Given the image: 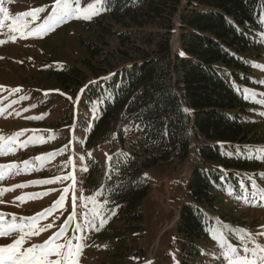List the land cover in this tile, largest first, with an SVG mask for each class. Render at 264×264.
I'll list each match as a JSON object with an SVG mask.
<instances>
[{"label":"trees","instance_id":"obj_1","mask_svg":"<svg viewBox=\"0 0 264 264\" xmlns=\"http://www.w3.org/2000/svg\"><path fill=\"white\" fill-rule=\"evenodd\" d=\"M81 25L88 39L81 38L80 66L51 65L38 84L21 90L25 113L34 106L31 94L47 91L53 103H67L48 150L69 151L74 126L88 133L84 146L97 148L101 159L108 144L111 161L88 157L85 187L103 191L98 197L132 249L147 236L146 171L182 169L186 200L170 243L177 264H227L216 229L237 248L239 230L253 236L240 225L238 198L252 193L251 180L263 181L264 164L249 159L263 142V121L243 89L264 93V0H110L108 10ZM129 256L142 264L136 250Z\"/></svg>","mask_w":264,"mask_h":264},{"label":"rangeland","instance_id":"obj_2","mask_svg":"<svg viewBox=\"0 0 264 264\" xmlns=\"http://www.w3.org/2000/svg\"><path fill=\"white\" fill-rule=\"evenodd\" d=\"M100 1L80 0L79 6L86 10L89 5L99 6ZM54 3L55 0H2L0 3V8L7 9L6 17L5 13L0 12V109L3 110L0 112V137L3 138L0 145L5 148L4 154L0 155V166H5L4 178L0 179V213L5 214L4 223L11 224L15 217L17 225L27 224L32 217L40 216L51 208L54 210L51 214L44 215L37 227L43 228L49 223L53 227L32 236L25 247L43 244L62 226H67L68 231L61 243L67 244L71 240L73 245L82 246L78 264H135L129 256L133 250L137 251L138 257H143L142 264H177L178 252L171 248L170 243L180 216L179 210L186 200V182L181 179L182 169L156 167L146 171L152 189L144 208L147 236L132 249V238L127 235L120 221L107 214L105 205L96 192H88L85 187L88 157L100 162L106 161L110 156L108 144H103L104 157L101 159L97 148L88 149L84 146L88 133L72 128L74 131L71 134L73 137H70L72 145L69 151L60 153V149L48 150L47 144L56 136L55 125L60 122L67 103L58 100L53 103L54 98H49L51 95L47 91L31 94L35 100L31 103L34 106L28 114L25 113L23 106L27 102L21 100V96L24 95L26 86L38 84L35 80L40 75H46L51 65L80 66L79 60L86 55L80 44L81 38L88 39L81 23H91L97 17L94 16L90 21L71 18L56 24L43 35H38L35 30L48 18ZM70 3L73 8L77 6L72 0ZM40 8L45 11L38 13L37 19L25 17V13ZM108 40L111 49H116L117 41ZM262 60L264 63V57ZM16 89L19 91H14ZM260 94H257V99L261 98ZM49 99L52 101H49V107L54 105L51 112H48L43 103ZM36 102L41 105H35ZM257 105V117L263 121L264 133V105ZM18 133L21 135L17 137ZM12 138H15V142L8 143ZM62 140L65 141V137ZM255 148L264 150V134L263 142ZM256 159L261 162L259 158ZM8 165L15 167L8 169ZM83 167L87 171H81ZM65 176H73L75 183L72 179L57 180L50 184L37 183ZM259 179L263 181L251 180L249 183L253 187L252 193L245 191L239 194L241 208L237 217L242 219L240 215H243L240 225L254 230L251 239L245 237L243 241L239 240L240 248L245 244L250 249H254L257 244L264 247V198L261 196V192H264V171ZM65 187L69 188L65 204L63 208H56V202ZM43 193L47 195L37 196ZM73 196L76 197L75 202ZM242 196L247 197V200L241 199ZM94 210L103 217L102 225L100 216H93ZM69 216L74 218L69 221ZM78 226L81 230H77ZM240 234L241 230L237 237ZM16 235L0 239V244L12 243ZM240 255L244 253L241 252ZM248 258L252 259L250 254Z\"/></svg>","mask_w":264,"mask_h":264},{"label":"snow or ice","instance_id":"obj_3","mask_svg":"<svg viewBox=\"0 0 264 264\" xmlns=\"http://www.w3.org/2000/svg\"><path fill=\"white\" fill-rule=\"evenodd\" d=\"M2 3V0H0ZM76 7L73 8L70 0H55L54 5L52 6L53 10L48 16V18L44 21L43 25L35 30L38 35H43L44 33L50 31L56 24L61 23L62 21L75 18V19H84L91 20L94 16L99 15L101 12L108 10L110 6V0H102V3L99 6L89 5L86 10H82L80 8V0H75ZM45 11V9H34L29 13H25V17L31 16L33 20L38 18V13ZM0 12L5 13V17L7 15V9L0 8ZM183 55V53H181ZM255 67L256 65H250ZM107 79V78H103ZM95 83V82H92ZM2 87V86H0ZM14 91H19L16 89ZM83 92V89L81 90ZM244 99L251 100L252 102L259 103L264 105V94H260L261 98L257 99V94L249 90L247 88L243 89ZM3 110L0 109V112ZM187 111V109H184ZM34 119H37L34 117ZM137 129H140V126L137 125ZM126 131V129H125ZM21 134H17V137ZM165 135H167V129H165ZM0 140H3L0 137ZM15 138H12L8 141V143H14ZM5 148L3 145H0V155L4 154ZM251 152V150H249ZM240 149L237 147V154H239ZM90 155V153H89ZM126 154H118V156H124ZM228 155H232L228 153ZM259 158L261 162H264V150H256L255 152H251L249 155V159ZM109 161L112 160V157L108 158ZM27 164V162H25ZM5 166H0V179L4 178L3 168ZM14 165H8V169L14 168ZM111 171V166L110 169ZM81 171H87L86 167L81 168ZM67 180L72 179L73 183H75V178L73 176H65L63 178L57 177L55 180H43L37 183L41 184H50L54 183L57 180ZM28 185H19V187H27ZM121 185H116L115 188L109 189L108 194H113L116 190H118ZM69 192V188L65 187L63 189V194L60 199L56 202V208H63L65 201L67 199V194ZM103 191L97 193V195H102ZM233 192H229V195H233ZM39 195H47V193L37 194ZM255 195V192H253ZM262 198H264V192H261ZM241 199L247 200V197H240ZM23 199V198H22ZM76 197L73 196V200L75 202ZM107 203V201H105ZM118 207V205H117ZM54 209H48L45 213H42L40 216L32 217L30 223H21L17 225L15 223V217H13V221L11 224L4 223V213H0V239L7 238L13 236V234H17L13 239L12 243L9 244H0V264H78V257L82 252V246L77 244L73 245L72 241L69 240L67 244L61 243V240L64 238L65 234L68 231L67 226H62L58 232H56L51 238L45 241L43 244L39 245H29L25 247V244L28 243L30 238L34 235H39L42 231L46 229H50L53 227V224L49 223L45 225L43 228L37 227L39 220L44 216L51 214ZM112 214H115V210H112ZM93 216H100L101 225L104 223L103 217L96 210L93 211ZM74 217L69 216L68 220L71 221ZM90 224V222H88ZM95 227L94 225H91ZM79 229V226L77 228ZM217 235L213 237L216 239L223 253V258L228 261V264H264V247L257 244L254 249H250L247 244L243 246V248H237L233 246L231 243L227 241L222 228L216 229ZM251 239L249 233L244 230L240 236L239 240L243 241L245 237ZM73 239H77L73 237ZM243 252L244 255H240ZM249 254L252 259H249ZM52 257H56V259H52Z\"/></svg>","mask_w":264,"mask_h":264}]
</instances>
